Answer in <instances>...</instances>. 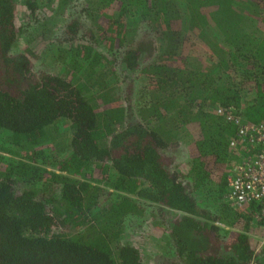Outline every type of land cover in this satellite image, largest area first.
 Listing matches in <instances>:
<instances>
[{
    "label": "trees",
    "instance_id": "trees-1",
    "mask_svg": "<svg viewBox=\"0 0 264 264\" xmlns=\"http://www.w3.org/2000/svg\"><path fill=\"white\" fill-rule=\"evenodd\" d=\"M22 1L32 14L68 2ZM79 13L88 35H75L72 19L74 37L52 49L59 70L33 72L28 48L12 49L16 0H0V148L13 152L0 153V264H264V242L249 235L264 231L257 204L223 196L240 156L228 145L234 125L214 113L230 107L250 122L264 114V0H80ZM144 23L153 36L134 40ZM188 29L213 54L211 66L191 54L146 63L149 82L126 116L113 49L130 72L155 48L180 54ZM183 133L187 182L163 156ZM145 201L174 213L155 261L124 233Z\"/></svg>",
    "mask_w": 264,
    "mask_h": 264
},
{
    "label": "rangeland",
    "instance_id": "rangeland-1",
    "mask_svg": "<svg viewBox=\"0 0 264 264\" xmlns=\"http://www.w3.org/2000/svg\"><path fill=\"white\" fill-rule=\"evenodd\" d=\"M79 4L80 0H68L63 10H56L53 5H44L40 9H35L32 14L28 13L22 0H16L17 19L19 27L21 26V31H19L16 44L12 49L14 51H21L28 48L33 72L39 70L49 72L58 71L60 63L55 60L54 54L56 52L52 53V49L55 51L57 45L65 46L67 39L74 37V34L84 39L88 35V31H91L92 26L90 22L79 13ZM74 18L79 21L80 25L77 32L73 34L71 31L66 30V24ZM137 29V33L133 36L134 40L141 36H145V39H147L148 36H153L149 33V29L145 23L144 25H140ZM184 32L187 38L180 54L175 56H161L155 48L152 51L140 54L138 60L139 66L130 72L124 70L119 61L122 52L120 48L113 49L115 59L114 74H116L114 89L120 99V103L125 107L126 116H129L130 113L133 115L136 114L137 103L140 101L139 92L140 90L144 91V86L149 82L140 71V67L144 66L146 63L154 61L162 63H181L185 55L191 54L196 57V60H192L191 58L190 60L195 62V65L199 68L207 69L211 66L215 58L205 43L202 42L203 40L198 37L196 30L188 29ZM214 34L215 31L212 28L210 35L213 36ZM129 37L130 35L127 36V42H131ZM154 44L151 46L153 47ZM97 48L105 50L101 46H97ZM188 141L189 136L183 133L178 143L173 148L163 151L164 159L169 157L172 159L169 167L179 171L182 181L184 180L186 182L188 179L185 177V174L188 169L190 156ZM0 153L10 155L13 152L2 149L1 147ZM57 166L58 164L54 166V169H56ZM187 190H190V186L187 187ZM193 194L196 196L195 192H193ZM223 196H225V192ZM198 202L200 206L208 205L199 200ZM142 207L143 209L139 214L129 215L125 218L124 233L127 237H130L138 243L143 257L148 256L155 261L159 253L162 252L161 243L166 237V224L171 220L174 213H160L159 205L149 201H145ZM214 214H216V212H214ZM219 225L224 229L229 228L224 224ZM249 235L253 240H255V238L260 240V236H262L259 230H256V233L249 232ZM145 258L143 260L149 261Z\"/></svg>",
    "mask_w": 264,
    "mask_h": 264
},
{
    "label": "built area",
    "instance_id": "built-area-1",
    "mask_svg": "<svg viewBox=\"0 0 264 264\" xmlns=\"http://www.w3.org/2000/svg\"><path fill=\"white\" fill-rule=\"evenodd\" d=\"M214 113L234 125L228 145L240 156L226 176L225 197L235 207L256 203L255 216L264 222V114L250 122L232 113L230 107L217 105ZM260 237V243L264 242V231Z\"/></svg>",
    "mask_w": 264,
    "mask_h": 264
},
{
    "label": "clouds",
    "instance_id": "clouds-1",
    "mask_svg": "<svg viewBox=\"0 0 264 264\" xmlns=\"http://www.w3.org/2000/svg\"><path fill=\"white\" fill-rule=\"evenodd\" d=\"M237 161V160H236ZM236 161H232L231 163H234V162H236ZM231 163L229 164V170L227 171V173H226V176H227V174H229V172H230V170H231ZM256 212V211H255Z\"/></svg>",
    "mask_w": 264,
    "mask_h": 264
},
{
    "label": "crops",
    "instance_id": "crops-1",
    "mask_svg": "<svg viewBox=\"0 0 264 264\" xmlns=\"http://www.w3.org/2000/svg\"><path fill=\"white\" fill-rule=\"evenodd\" d=\"M165 239V238H164ZM259 240V239H258ZM158 255V254H157Z\"/></svg>",
    "mask_w": 264,
    "mask_h": 264
}]
</instances>
